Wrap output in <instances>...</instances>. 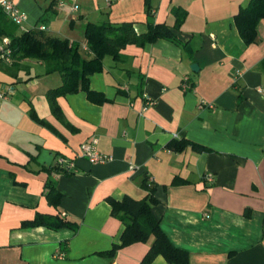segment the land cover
I'll list each match as a JSON object with an SVG mask.
<instances>
[{
    "label": "crops",
    "instance_id": "crops-1",
    "mask_svg": "<svg viewBox=\"0 0 264 264\" xmlns=\"http://www.w3.org/2000/svg\"><path fill=\"white\" fill-rule=\"evenodd\" d=\"M12 1L27 14V30L42 25L45 35L78 43L85 58L93 55L88 22H129L141 35L154 24L174 26L180 10L184 18L178 41L157 38L127 44L120 59L105 55L88 77L90 93L57 97L59 116L47 98L62 83L58 73L35 59H0V88H7L0 264L141 263L149 243L116 249L111 258L101 252L120 244L124 229L109 199H142L145 183L157 199L152 215L191 264H264V18L250 43L234 20L251 0H151L153 14L145 0H59L53 13L43 11L47 0ZM145 100L154 103L143 109ZM92 137L109 161L81 156L80 144ZM182 139L206 150L169 148ZM60 158L73 167L60 169ZM50 186L60 194L57 205ZM57 213L76 229L29 224ZM150 264L167 263L157 255Z\"/></svg>",
    "mask_w": 264,
    "mask_h": 264
},
{
    "label": "trees",
    "instance_id": "trees-1",
    "mask_svg": "<svg viewBox=\"0 0 264 264\" xmlns=\"http://www.w3.org/2000/svg\"><path fill=\"white\" fill-rule=\"evenodd\" d=\"M151 0H145L149 14L154 9ZM59 0H47L43 7L44 13H53ZM184 11H178L174 26L167 24L151 25L147 33L138 35L131 23L107 24L88 22L84 29V38L87 49L93 54L90 58L81 55L79 44L70 42L68 39L58 35H45L38 28L29 29L17 33V25L14 24L0 9V40L9 38L11 49L10 60L14 62L29 58L40 61L45 66L46 73H58L62 83L47 92L51 108L58 114L57 97L84 90L90 93L88 85L89 75L102 69V60L105 55L114 59H120L119 51L127 44L142 45L152 42L157 38H166L178 41L176 28L183 21ZM264 18V0H251L245 8H240L234 16L236 28L241 38L250 43L254 40V27L256 23ZM190 144L196 151L206 150L198 144L182 141H173L168 146L173 150H181ZM59 167V166H58ZM57 169V168H56ZM63 170V169H62ZM178 181L175 180V183ZM148 193L142 199H135L125 195L119 202L109 199L112 213L119 215L124 224L121 242L106 251L101 252L104 257L111 258L116 249L122 248L135 242L149 243L150 247L143 260L139 264H150L157 255H161L167 264H191L188 252L176 247L168 239L160 228L159 222L152 215L151 209L157 203L154 196V188L145 183ZM48 199L57 205L60 194L53 186L49 187ZM30 225H43L47 228L57 230L61 227L76 229L75 222L66 219L59 213L55 215L39 214Z\"/></svg>",
    "mask_w": 264,
    "mask_h": 264
},
{
    "label": "built area",
    "instance_id": "built-area-1",
    "mask_svg": "<svg viewBox=\"0 0 264 264\" xmlns=\"http://www.w3.org/2000/svg\"><path fill=\"white\" fill-rule=\"evenodd\" d=\"M74 9L77 8V5L75 4ZM0 9L8 16V18L16 24L19 28H21L23 31H26L27 29L25 28V23L27 21V14L20 9V7L14 3L12 0H0ZM39 30H44V26H39ZM9 38L3 37L0 40V59H4L5 61H10V53L11 49L9 47ZM7 88H0V101L4 100L7 98ZM152 100H145L143 109L146 107L153 105ZM200 105L203 107H213V104L207 103L204 100H201ZM98 139L96 137H92L90 140L87 142H82L80 144V154L81 156L85 157L90 163H104L107 162L111 159L110 156H106L102 153H100L97 148ZM58 165L60 169L62 168L63 170H69L71 167H73V162L66 161L65 159H59ZM130 169L135 168L133 164L129 165ZM205 177L208 181H211L213 179L212 175L210 173L205 174Z\"/></svg>",
    "mask_w": 264,
    "mask_h": 264
},
{
    "label": "water",
    "instance_id": "water-1",
    "mask_svg": "<svg viewBox=\"0 0 264 264\" xmlns=\"http://www.w3.org/2000/svg\"><path fill=\"white\" fill-rule=\"evenodd\" d=\"M191 69L196 71V69H197V65H196L195 63H193V64L191 65Z\"/></svg>",
    "mask_w": 264,
    "mask_h": 264
}]
</instances>
